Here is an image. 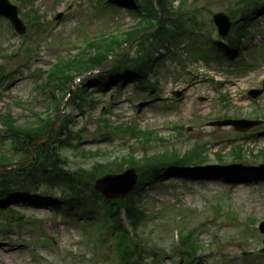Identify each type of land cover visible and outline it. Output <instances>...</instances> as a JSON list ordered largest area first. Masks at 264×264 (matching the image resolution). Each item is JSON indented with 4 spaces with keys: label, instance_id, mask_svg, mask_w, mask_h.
<instances>
[{
    "label": "rangeland",
    "instance_id": "obj_1",
    "mask_svg": "<svg viewBox=\"0 0 264 264\" xmlns=\"http://www.w3.org/2000/svg\"><path fill=\"white\" fill-rule=\"evenodd\" d=\"M238 1L200 0L191 9L198 6L194 15L202 23L201 28L194 29L191 35L182 31L176 42L160 50L149 74L155 84L154 92L135 87L127 78L121 86L110 84L102 91L94 89L93 102L84 112L69 100L63 101L58 110L51 108L49 91L40 89L44 73L58 56L73 54L86 39L116 25L128 29L135 20L124 9L103 6L101 0H31L33 6L25 16L19 7L26 25L23 35L16 34L9 22L0 17V78L9 76L0 84V112L9 113L18 124L33 112H46L51 118L60 114L62 119L67 115L66 125L75 134L59 152L71 168L106 160L102 154L94 158L83 154L85 149L127 156L132 146L139 155L143 148L158 153L166 148L204 144L207 159L214 162L210 165H215L217 149L226 153L234 144L243 146L247 156L236 161L234 167H217L204 175H164L155 186L139 189L147 213L154 215L140 229L142 241L145 245L164 244L170 253L164 264H186L195 259L194 255L181 259L171 252L176 244L175 228L182 229L179 236L187 228L194 229V240L201 243L203 250L197 257L200 264H264V253L260 252L263 236L249 230L254 220H264V160L248 154L264 149V123L257 130L242 133L231 126H207L222 115L229 119L264 116V86L260 81L264 77V9L247 24L240 46L232 53L236 59L243 57L242 68L219 65L214 59L226 44L216 38V27L210 19L214 13H226L229 5ZM11 2L20 6L15 0ZM178 2L175 0L174 4ZM185 4L193 5L192 0ZM57 14H61L60 19H55ZM125 52L135 55L136 50L128 46ZM82 85L92 89V83L80 79L71 87L74 90ZM250 89H260L256 98L247 94ZM175 90L181 92L179 97L173 95ZM56 94L62 97L64 92L57 90ZM105 118L112 123L127 122L152 129L165 141L141 143L110 128L104 130L101 121ZM175 125L181 126L175 129ZM108 134L111 137L105 138ZM54 138L56 142L57 137ZM74 143L76 148L71 147ZM55 193L60 194L58 190ZM219 199L221 207L214 214L213 200ZM52 203L45 196L35 203L26 199L6 203L22 219L20 226L17 222L11 224L0 212V232L3 224H11L5 236H0V264H117L112 243L108 245L107 260L105 244L100 245L97 240L86 243V231L92 226L82 222V210L66 207L64 212L53 211ZM174 213H179L181 228L174 224L172 215L178 217ZM191 264L199 263L195 260Z\"/></svg>",
    "mask_w": 264,
    "mask_h": 264
},
{
    "label": "trees",
    "instance_id": "obj_2",
    "mask_svg": "<svg viewBox=\"0 0 264 264\" xmlns=\"http://www.w3.org/2000/svg\"><path fill=\"white\" fill-rule=\"evenodd\" d=\"M178 1L174 4L175 0H101L103 6L107 8L124 9L135 23L128 29H120V25H116L110 32L99 33L93 38L86 39L76 53L58 57L49 68L46 85L68 92L75 78L83 77V80L93 83V87L103 90L110 84L119 86L130 78L136 87L152 91L154 88L148 73L158 60L155 53L159 48H166L170 43L176 42L183 30L192 34L193 31L188 30L185 23L191 22L199 29L202 25L196 21L194 15L198 6L191 10L200 0H192V6H185L187 0ZM263 5L264 0H239L234 3L235 7H230L229 14L235 24L227 37L231 45L236 46L242 41L246 24L254 18L252 14L260 11ZM128 45L130 49L133 47L136 50L135 55L124 51ZM106 62L110 65L101 73L100 68ZM104 76L108 79L106 80ZM3 80L4 78L0 79V84ZM69 100L84 111L93 97L84 87H77ZM60 104L61 100H56L55 108ZM32 115L21 124H17L16 119L9 113H0V123L4 129L2 134L0 132V144L5 140L10 141L8 151L0 150V165L6 164L7 168L0 174V209H3L7 199L29 195L38 197L44 188L46 191L58 189L60 194L54 197L55 207L61 209L68 205L76 210H82L86 226L94 225L111 233L124 264H163L164 246L161 243L149 245L148 242L144 245L142 241L143 233L139 230L148 220L154 219V215L147 213L141 194L135 191L125 200L110 202L94 192L91 183L101 174L122 170L124 164L138 170L141 175L140 188L144 185H156L162 174L167 175L173 170L195 174L208 160L207 154L204 153L206 151L203 149L204 145L196 144L184 154L172 149L159 154L144 152L139 156H135L133 151L127 156H114L109 151L99 153L101 152L99 149L84 150L83 154L87 156L94 158L102 154L106 160H95L89 167L71 168L59 150L68 145L74 131L62 122L53 132L52 142L35 147L34 159L31 162L27 159L32 143L38 138L45 137L48 129L59 119V116L49 118L48 115L43 116L39 113ZM105 126L133 138L147 140L149 137L157 142V136L150 130L129 125L112 126L106 121ZM54 137H57L56 142H53ZM71 146L76 148L75 143ZM243 155L245 154L241 148H233L226 157L220 152L216 153L219 161L231 157L243 158ZM256 156L264 159V150L259 151ZM23 160L27 162H20ZM86 234L87 240L92 238L90 230H87ZM93 236L101 242H106V238L99 230ZM180 246L177 251L186 256L191 252L197 253L200 249L192 231H188L181 238Z\"/></svg>",
    "mask_w": 264,
    "mask_h": 264
},
{
    "label": "water",
    "instance_id": "obj_3",
    "mask_svg": "<svg viewBox=\"0 0 264 264\" xmlns=\"http://www.w3.org/2000/svg\"><path fill=\"white\" fill-rule=\"evenodd\" d=\"M0 15L8 18L11 25L19 34H22L25 31L23 23L18 18L17 8L10 4L8 0H0ZM213 19L218 26L219 34L226 35L231 27L229 17L223 13H217L213 16ZM257 92L258 91H250V94L255 97ZM176 95H178V93ZM260 123V121L238 119L223 120L212 124L218 126L233 125L237 130L245 131ZM137 178L138 174L136 173V170L130 168L119 174H107L96 179L93 188L109 200L124 199L134 188ZM260 229L264 233V221L260 224ZM262 250L264 251V248Z\"/></svg>",
    "mask_w": 264,
    "mask_h": 264
}]
</instances>
